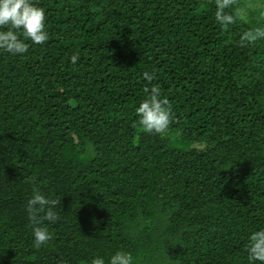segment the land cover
<instances>
[{"label": "trees", "instance_id": "trees-1", "mask_svg": "<svg viewBox=\"0 0 264 264\" xmlns=\"http://www.w3.org/2000/svg\"><path fill=\"white\" fill-rule=\"evenodd\" d=\"M33 3L48 41L0 50V264H108L116 251L261 264L246 247L264 229V39L238 41L264 27V0H237L253 7L227 30L215 0ZM152 85L175 114L164 136L135 111ZM34 189L60 201L39 249Z\"/></svg>", "mask_w": 264, "mask_h": 264}, {"label": "clouds", "instance_id": "clouds-1", "mask_svg": "<svg viewBox=\"0 0 264 264\" xmlns=\"http://www.w3.org/2000/svg\"><path fill=\"white\" fill-rule=\"evenodd\" d=\"M215 4V19L223 30H227L238 20L246 22L247 10L253 7L251 4L243 8L233 7L237 0H215ZM261 16H264V12H261ZM46 19L45 9L37 6L33 0H0V50L13 55L24 54L29 48L25 40L34 44L47 42L49 33L46 30ZM261 39H264V27H255L243 32L238 43L241 47H247ZM78 59L79 53L70 57L73 64ZM143 77L149 82L154 79V75L149 72H144ZM144 92L147 94L146 98L135 109L139 124L146 133L164 136L174 122L172 105L162 96L159 85L145 87ZM58 203L60 201L47 198L37 189L33 190V195L27 201L26 210L33 225V246L36 249L53 239L44 222L55 223L59 220L58 213L53 210ZM246 252L250 262L259 261L264 264V229L250 234ZM91 264H105V260L103 257H95ZM108 264H133V256L128 251H116L108 260Z\"/></svg>", "mask_w": 264, "mask_h": 264}, {"label": "rangeland", "instance_id": "rangeland-1", "mask_svg": "<svg viewBox=\"0 0 264 264\" xmlns=\"http://www.w3.org/2000/svg\"><path fill=\"white\" fill-rule=\"evenodd\" d=\"M207 1H209V0H207Z\"/></svg>", "mask_w": 264, "mask_h": 264}]
</instances>
